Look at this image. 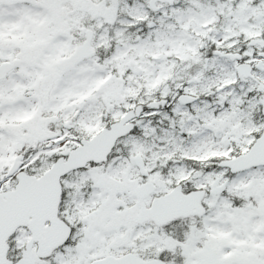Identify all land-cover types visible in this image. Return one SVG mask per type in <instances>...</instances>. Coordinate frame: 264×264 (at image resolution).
<instances>
[{
  "label": "snow or ice",
  "instance_id": "6c2138e0",
  "mask_svg": "<svg viewBox=\"0 0 264 264\" xmlns=\"http://www.w3.org/2000/svg\"><path fill=\"white\" fill-rule=\"evenodd\" d=\"M0 264H264V0H0Z\"/></svg>",
  "mask_w": 264,
  "mask_h": 264
}]
</instances>
